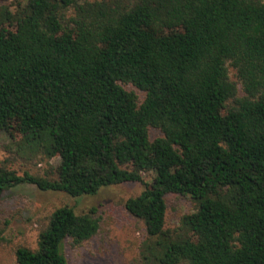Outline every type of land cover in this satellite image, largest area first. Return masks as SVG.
Here are the masks:
<instances>
[{"label":"trees","instance_id":"16d2710c","mask_svg":"<svg viewBox=\"0 0 264 264\" xmlns=\"http://www.w3.org/2000/svg\"><path fill=\"white\" fill-rule=\"evenodd\" d=\"M2 137L57 164L0 166V199L139 184L143 264H264V0H0ZM167 195L197 204L173 229ZM47 220L16 264H68L100 229L94 207Z\"/></svg>","mask_w":264,"mask_h":264},{"label":"rangeland","instance_id":"374dc122","mask_svg":"<svg viewBox=\"0 0 264 264\" xmlns=\"http://www.w3.org/2000/svg\"><path fill=\"white\" fill-rule=\"evenodd\" d=\"M151 137L157 135L150 131ZM6 137L0 139V166L21 175L24 172L44 176L56 159L27 160L16 155ZM142 190L139 184H121L102 188L94 195L76 198L62 193L40 192L33 185H20L5 191L0 199V264H16L14 252L18 246L35 250L40 231L47 225L49 214L56 208L68 206L76 213L97 209L100 220L98 233L76 247L63 245L68 264H143L141 244L145 240L141 222L131 217L123 202ZM166 228L179 226L181 218L194 212L197 204L188 196L165 197Z\"/></svg>","mask_w":264,"mask_h":264}]
</instances>
